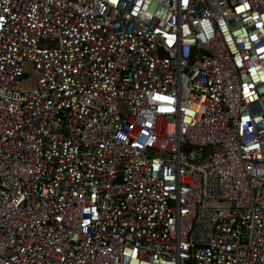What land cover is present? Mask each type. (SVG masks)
Returning a JSON list of instances; mask_svg holds the SVG:
<instances>
[{"label": "built area", "instance_id": "obj_1", "mask_svg": "<svg viewBox=\"0 0 264 264\" xmlns=\"http://www.w3.org/2000/svg\"><path fill=\"white\" fill-rule=\"evenodd\" d=\"M264 264V0H0V264Z\"/></svg>", "mask_w": 264, "mask_h": 264}, {"label": "rangeland", "instance_id": "obj_2", "mask_svg": "<svg viewBox=\"0 0 264 264\" xmlns=\"http://www.w3.org/2000/svg\"><path fill=\"white\" fill-rule=\"evenodd\" d=\"M188 264V263H187Z\"/></svg>", "mask_w": 264, "mask_h": 264}]
</instances>
